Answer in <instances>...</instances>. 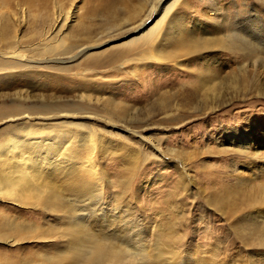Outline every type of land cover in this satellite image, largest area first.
I'll return each instance as SVG.
<instances>
[{
  "label": "rangeland",
  "instance_id": "obj_1",
  "mask_svg": "<svg viewBox=\"0 0 264 264\" xmlns=\"http://www.w3.org/2000/svg\"><path fill=\"white\" fill-rule=\"evenodd\" d=\"M14 1L0 0V57L16 51L30 65L0 81V143L96 134L104 184H73L70 164L55 162L50 205L0 196V263L69 264L88 239L110 248L100 264H264V0H188L185 35L211 45L143 76V55L120 53L140 24L126 17L154 0H46L26 14ZM47 41L74 50L45 56Z\"/></svg>",
  "mask_w": 264,
  "mask_h": 264
},
{
  "label": "bare ground",
  "instance_id": "obj_2",
  "mask_svg": "<svg viewBox=\"0 0 264 264\" xmlns=\"http://www.w3.org/2000/svg\"><path fill=\"white\" fill-rule=\"evenodd\" d=\"M17 1L20 8L21 6L23 7L24 14H26L27 11H31L36 5L46 0ZM159 2H161V5L158 10V20L154 21L150 26L146 24V19L154 12L156 4ZM190 5L188 0H154L151 9L146 7L147 3L141 4L139 7L132 10L129 13L130 15L126 17L129 22L140 20V24L136 27L138 29L137 37L123 44L130 46L132 49L129 50L124 47L120 55L125 56L132 51L134 54L143 55L138 59L140 66L135 68V70L141 68V74L139 76H143L148 67L162 69L178 67L184 63L182 58L188 55H194L199 50H206V48L211 45V40L207 37L203 42H197L193 37V30H191L192 37L189 38L185 35L186 28L178 16L181 15L180 9H182V7L189 9L191 7ZM178 7L180 8L177 9ZM148 10L149 13L144 15ZM12 17H14V15ZM184 17L186 18V16L183 15V19L185 20ZM62 21L65 23L67 18L63 17ZM190 22H194L192 25L194 29L201 28V25L196 23V18L191 19ZM187 30L189 31L188 28ZM168 34H171V37L167 40L165 38ZM9 39L14 42L17 41L16 36ZM8 44L11 45V42L8 41ZM92 49L94 48H85L81 50L79 54ZM72 50H74L72 46L67 45L65 41L56 44L47 41L44 43L42 53L45 56H51L57 52H60V54L70 52L71 54ZM26 56L27 55L19 54L15 51L0 57V73L2 71L6 72L0 74V81H6V78L11 77L9 76V70H13L14 67L20 65L29 66V61L25 64H16L14 62H20L19 60L25 62L24 58H26ZM96 60L98 59L94 58L89 65H92ZM115 64L116 62L113 61L108 63L105 67L112 68L115 67ZM23 74L27 75L28 72H24ZM132 75L135 77L138 76L136 72ZM84 80L82 85L87 84L88 80ZM46 132L47 133L42 130H37L35 133H27V136L24 135L26 137L22 136V138L11 139L9 141L5 140L0 143V196L18 204L21 202H25L26 204L34 203L35 199L38 200V203L44 200L45 204H47L50 202L53 185L51 184L52 178L50 179L47 177L46 168L52 169L55 162L60 166H67L70 164L68 170L74 172L73 184L88 186L87 184L89 183L91 186L97 184L102 187L104 181L103 179L95 177V174L98 176L99 174H97V168L93 162L98 151L102 152L106 145L100 136L86 133L85 137L82 138L83 134L76 129L66 131L47 130ZM129 152L133 155L131 159H137V153L131 151V149H129ZM137 156L139 157L138 154ZM61 170H63L62 166ZM83 175L87 180L81 178ZM52 181L55 182L54 179H52ZM58 186L62 189H69L68 181H64V183ZM259 198V201L264 202V196ZM82 237L83 236L79 235V232H77L75 240ZM86 240L89 245L92 244L88 254L83 255L75 250L69 260V264H100L111 255L110 248L102 242ZM16 263L17 262L11 261L0 264Z\"/></svg>",
  "mask_w": 264,
  "mask_h": 264
}]
</instances>
